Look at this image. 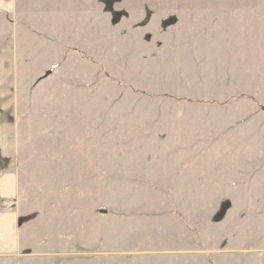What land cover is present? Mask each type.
<instances>
[{"label":"rangeland","instance_id":"obj_1","mask_svg":"<svg viewBox=\"0 0 264 264\" xmlns=\"http://www.w3.org/2000/svg\"><path fill=\"white\" fill-rule=\"evenodd\" d=\"M16 20L0 50L37 103L18 108L21 196L74 231L52 261L264 259V212L237 234L227 201L263 183L217 159L264 150V0H19Z\"/></svg>","mask_w":264,"mask_h":264},{"label":"crops","instance_id":"obj_2","mask_svg":"<svg viewBox=\"0 0 264 264\" xmlns=\"http://www.w3.org/2000/svg\"><path fill=\"white\" fill-rule=\"evenodd\" d=\"M18 10L19 0H0V40L3 42H15ZM13 46L14 45H12L11 48L8 47L7 50H0V57L7 59L4 65H0V74H4L2 79L0 77V264H65V261L59 260L58 257L52 261L53 259L49 256L56 254L53 253V249H60V247L54 244H63L61 242L63 238L60 237H62L65 232L74 235V231L64 232L59 228L58 230L57 226L59 224L58 221L55 220L57 216H53V214L56 212L58 213V211H54V209H42L43 207L39 209L31 203L28 205L27 202L29 201L23 200L21 196L19 168L20 149L17 137L20 116L18 108L21 102L17 98L15 82L10 81V74L14 73L11 64L15 62ZM44 101L47 100L45 99ZM21 104L29 109V116L32 118L33 107L37 104L35 99L31 96L25 97ZM61 105L63 106V104ZM222 153L233 155L239 153L245 154L236 158L234 156H222L217 158L219 164L223 162L221 160H230V158L231 160L236 159V161H242V167L238 166L235 168L237 164H240L238 162H230V165H232V172H237V170L240 169L243 170L244 173L241 174L237 172L230 175L227 173L226 176L235 179L237 174L238 178L256 180L260 185L263 183L262 186H264V168H262L263 171L257 168L259 166L257 163H261L264 167V163H262V161H264V150L240 152L234 150L230 151V149H228ZM250 153L256 154L252 156ZM221 167H225L224 164L219 165V169H221ZM223 170H227V168ZM237 197L239 199L242 198L240 202H245L243 204L245 206L241 205L243 207H238L236 212L234 211L231 215V218H234L235 221L233 220L230 223V227L235 228L238 232H234L235 235L236 233L241 234L242 231H246L245 227H247V224L243 225L241 221L247 219L248 223L251 221L253 222L252 224H255L254 218L257 212H264V204L261 203L264 201V197H253L247 194H241V196H235L227 201L230 203L236 202L238 199ZM232 212L233 210H231V213ZM52 227H56V229H51ZM248 227L251 228L249 233L251 232L254 235L253 241L257 238H260L261 242L264 241V225L255 224L248 225ZM222 231L224 232V230ZM48 235H53L55 240L51 239L49 241ZM51 241H55L56 243L51 245ZM58 241L60 242L58 243ZM246 243H244L242 247L240 245V250L250 249L252 245L256 244H252L250 241ZM211 264H264V259L261 257L256 259H244L239 257L232 260V262L225 260L224 263H219V261L216 260Z\"/></svg>","mask_w":264,"mask_h":264},{"label":"water","instance_id":"obj_3","mask_svg":"<svg viewBox=\"0 0 264 264\" xmlns=\"http://www.w3.org/2000/svg\"><path fill=\"white\" fill-rule=\"evenodd\" d=\"M48 74H50V72Z\"/></svg>","mask_w":264,"mask_h":264}]
</instances>
